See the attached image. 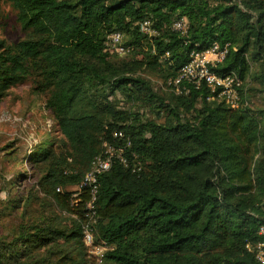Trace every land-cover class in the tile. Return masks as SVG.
Returning a JSON list of instances; mask_svg holds the SVG:
<instances>
[{"label":"trees","instance_id":"16d2710c","mask_svg":"<svg viewBox=\"0 0 264 264\" xmlns=\"http://www.w3.org/2000/svg\"><path fill=\"white\" fill-rule=\"evenodd\" d=\"M5 1L26 37L13 45L0 41V101L28 77L49 93L46 106L64 139L39 146L29 162L39 166L40 192L77 218L69 230L59 215L21 217L0 234V264H91L80 242L93 197L83 181L103 152L101 138L119 144L112 138L116 130L132 146L127 166L115 160L98 179L94 238L110 248L96 264H259L247 245L262 240L264 109L256 119L245 105L208 101L205 84L189 83L187 92H171L165 103L142 73L166 84L194 50L228 43L215 70L240 75L246 102V85H264V0ZM145 18L160 32L150 40L136 26ZM178 19L187 20L185 33L173 29ZM114 31L142 57L112 60L104 43ZM118 91L133 104L157 103L174 118L159 123L118 110L111 99ZM9 205L14 211L25 201L12 196ZM62 239L78 243L75 253L60 257Z\"/></svg>","mask_w":264,"mask_h":264},{"label":"rangeland","instance_id":"374dc122","mask_svg":"<svg viewBox=\"0 0 264 264\" xmlns=\"http://www.w3.org/2000/svg\"><path fill=\"white\" fill-rule=\"evenodd\" d=\"M25 37L26 32L18 23L16 11L12 5L5 0H0V41L13 45ZM110 56H113L112 60L117 61L133 56L142 57L134 53L129 56ZM250 64L254 72L259 71V62L250 59ZM142 75L151 81L153 88L160 98L165 100V103L170 101L171 92L177 94L152 75L146 73ZM34 81L33 78L28 77L14 85L0 101V234L10 230L21 217L35 219L39 216L59 215L69 230L75 226L77 218L74 214L60 212L54 200L45 197L40 192L37 185L39 166L33 168L29 162V156L39 146L44 148L48 142L58 146L64 139L59 133L53 111L46 106L49 93L36 90ZM250 86L255 89L253 92L248 91ZM245 87L244 92L246 90L245 94L249 93V98L243 106L251 109L254 118L260 119L259 111L264 109V92L261 91L264 85L256 80ZM111 99L117 101L118 110L140 112L142 120L152 119L164 123L169 118H174L165 109L156 108L157 103L148 106L138 101L133 104L119 91ZM23 175L26 176L23 177ZM18 181L21 183L20 188H13L12 184ZM68 190H75V187L68 188ZM19 195L25 201V206L12 211L9 200L12 196L18 197ZM80 242L87 249L83 248L86 255L90 257L87 256L90 263H100L106 251L104 247L96 243L95 238L91 245L84 239V236ZM77 245L78 243L73 242L72 239H62L60 257L73 251L75 253ZM78 252L79 250L76 251Z\"/></svg>","mask_w":264,"mask_h":264},{"label":"built area","instance_id":"2783aa9c","mask_svg":"<svg viewBox=\"0 0 264 264\" xmlns=\"http://www.w3.org/2000/svg\"><path fill=\"white\" fill-rule=\"evenodd\" d=\"M136 26L140 33L149 40L160 33L153 21L149 18L137 22ZM187 28L188 23L186 19H178L173 23V29L177 31L185 33ZM229 48L228 43L222 46L218 42H212L202 50H194L191 53L189 62L181 68L179 75L175 78L168 79L166 86L174 90L177 94H181L182 92L188 91L184 86L185 83L192 84L196 88L205 84L210 91L207 97L208 101L218 98L224 100L232 108L240 109L244 104L241 95L243 87L242 78L235 71L219 73L215 70L226 58ZM104 51L109 55L116 56H129L132 54V48L126 45L125 36L120 31H114L106 36ZM167 57H169L168 52L164 54L162 59ZM112 138L120 142L126 141L114 144L106 138H101L103 152L94 158L91 168L83 181V185L91 187V192L93 194L86 213V215L89 216V221L85 225L83 231L84 239L89 245L94 241V229L97 223L94 202L98 188V179L103 173L111 169L115 160H118L125 166L128 165L125 152L126 149L132 146L130 140L123 131L118 130L112 132ZM140 170V167H133V172L138 173ZM59 190L60 189H58V191ZM262 206L264 209V201ZM258 234L262 237V240L256 244H248L247 249L254 254L259 264H264V224L260 225ZM100 245H102L106 251L110 248V245L106 243Z\"/></svg>","mask_w":264,"mask_h":264}]
</instances>
